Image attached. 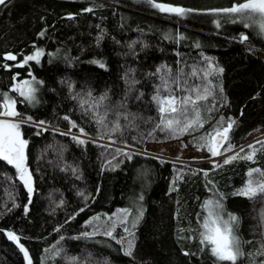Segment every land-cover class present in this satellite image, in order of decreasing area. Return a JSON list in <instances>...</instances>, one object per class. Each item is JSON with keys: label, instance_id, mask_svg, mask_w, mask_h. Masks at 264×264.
Segmentation results:
<instances>
[{"label": "trees", "instance_id": "1", "mask_svg": "<svg viewBox=\"0 0 264 264\" xmlns=\"http://www.w3.org/2000/svg\"><path fill=\"white\" fill-rule=\"evenodd\" d=\"M239 2H5L0 114L13 100L24 120L20 131L33 191L0 158V242H16L9 232L19 236L31 264H228L200 243L211 200L222 204L224 216L237 218L243 255L236 264H264V191L238 194L250 181L258 189L264 185V138L251 142L264 135V57L258 54L264 41L243 27L212 25L205 14ZM156 3L186 11L164 12ZM36 50L44 51L40 61L23 64ZM32 77L30 101L13 87ZM209 85L208 99L199 102L203 126L170 134L161 125L168 114L160 113L154 97L169 89L184 96ZM229 121L235 123L220 151L242 147L229 163L182 164L141 152L176 141L211 158L202 138ZM228 144L231 151H225ZM249 145L255 146L252 160L245 158L253 153ZM124 209L130 214L121 222Z\"/></svg>", "mask_w": 264, "mask_h": 264}, {"label": "snow or ice", "instance_id": "2", "mask_svg": "<svg viewBox=\"0 0 264 264\" xmlns=\"http://www.w3.org/2000/svg\"><path fill=\"white\" fill-rule=\"evenodd\" d=\"M5 0H0V5H3ZM154 7L160 9L164 12L175 13L183 15L186 9L182 7H173L163 3H156ZM92 9H85V11H91ZM215 12H223L226 14L239 15L241 18L246 20H253L255 16L258 18L255 22L258 23L259 28L264 31V0H241V2L234 4L231 7L223 9H214ZM247 14V15H245ZM247 26V25H246ZM43 35V33H41ZM244 39H247L245 36ZM41 55L40 51H37L35 55H30L24 58V62L27 63L31 60H38ZM8 60H15L16 56L8 54L6 56ZM103 67V65H101ZM216 71L222 72L223 69H217ZM209 73H205L207 76ZM166 83V82H165ZM17 91L20 92L21 96H24L28 100H34V89L28 88L26 91L17 88ZM169 94L166 96L157 95L154 97L156 100L159 111L161 114H168L167 118L162 115L161 125L164 128L170 131V134L173 136L183 134L184 132L189 131L193 127H202L203 121L200 112V103L201 101H206L210 95L212 88L211 86L207 87H197L194 89H187L188 95L177 97L174 94H171L170 89L168 90ZM2 95V94H0ZM6 111L3 112L4 116L14 117L17 115L13 104L5 103L4 105ZM67 118V117H66ZM42 123V122H41ZM221 121V125H223ZM233 123L235 121L227 122V126L223 127V130L219 127L214 129V134L209 137L202 138L205 140V146H207L208 151L211 152L213 156L222 155L220 148L223 146V142L228 139V133L231 130ZM75 127V125L73 124ZM159 126V125H158ZM119 125H117V129ZM116 130V129H114ZM163 130V129H162ZM81 133H84V129H80ZM76 139V137H73ZM79 143H84L83 140H79ZM27 146V141L23 138V135L20 131V124L16 122H11L8 120H0V158L6 160L8 163L13 164L20 175V179L24 182L25 186L28 189V192L33 191L32 187V177L30 172L26 167V156L25 148ZM253 149L251 155L246 156L248 160H252L255 154V146L249 145ZM232 145L228 144V147L225 151H231ZM238 156H231L225 159V163H229L233 159H237ZM253 171L260 172L259 169ZM206 175V174H205ZM251 175V172L249 173ZM261 175L264 176V172H261ZM260 191H264V185L260 187ZM241 195H253L254 189L252 188L251 181L249 184L239 190ZM143 199V197H140ZM206 207H208V215L204 220L202 225L204 231L201 232V244H207L210 246L212 254L221 262H228V264H236L237 259L243 255L241 251L242 241L234 232V224L237 222V218L228 214V219H224L222 213L223 206L219 201H207ZM122 216L120 221L123 222L124 218L127 217L130 213L128 209L122 210ZM142 216V210L138 212L135 220L133 222V227H135L136 222ZM115 227V225H112ZM126 232L127 228L124 229ZM95 233H85V236L94 235ZM108 236H112L111 229L105 230V233ZM8 237L16 242H19L20 237L15 235L12 232L8 233ZM63 239V237H61ZM21 250L24 252L25 257H28L27 249L20 245ZM132 242H129L128 248L126 249V254H132ZM187 255V253H185ZM264 255V251L261 252ZM29 264L31 261L29 259Z\"/></svg>", "mask_w": 264, "mask_h": 264}, {"label": "rangeland", "instance_id": "3", "mask_svg": "<svg viewBox=\"0 0 264 264\" xmlns=\"http://www.w3.org/2000/svg\"><path fill=\"white\" fill-rule=\"evenodd\" d=\"M209 16V19L211 20L212 25L214 24L215 26L221 28V29H230V27L238 26V27H243L249 30L250 34L259 41H264V31H262L258 23L255 21L258 19L255 16L253 17V20H246L241 18L239 15H232V14H226L223 12H209L205 13ZM206 15V16H207ZM247 15V14H245ZM202 21H205V17L202 18ZM247 25V26H246ZM40 51L41 55L39 56L38 60H31V61H40L42 58L43 50H36L35 52ZM258 54L261 57H264V51L258 50ZM35 55V53L33 54ZM30 62V61H28ZM27 62V63H28ZM23 64H26L25 62ZM34 80L35 78L32 77V79L21 81V82H16L14 85V90L17 88H21L23 90H27L29 87L34 89V94L36 92V85ZM37 81V80H36ZM17 91V90H16ZM19 92V91H18ZM20 93V92H19ZM5 103H11L13 104L15 111H16V103L13 100H7ZM7 110V109H6ZM0 120H8L11 122H16V123H22L24 120L20 119L18 117V114L14 117H9V116H4L3 113L0 114ZM81 139H87L86 136L84 135H79ZM264 138V135L262 137H259L258 139H255L251 142L257 141L259 139ZM98 141V140H97ZM250 142V143H251ZM110 144V143H108ZM113 145V144H110ZM124 149H130L128 147H122ZM242 148V147H241ZM239 148V149H241ZM237 149V150H239ZM237 150H234L232 152H228L224 155H217V156H212L206 157V154L201 151V150H195L194 148L191 147H186L184 148L181 145V142H176V141H171L170 143L163 144V145H155L151 147V150H142V153L152 155L154 157H158L160 159H166L174 162H179L182 164H192V163H203V162H217L220 159L227 158L230 155H232L234 152ZM177 154H183V157L177 158ZM254 189V193L259 191L258 187H252ZM208 207L206 208L207 214L208 215ZM224 219H228L227 216H224L223 210L222 213ZM20 243L18 242H9V243H3L0 242V264H29V259L30 256L28 254V257L26 258L24 255V252L21 250ZM31 261V259H30Z\"/></svg>", "mask_w": 264, "mask_h": 264}, {"label": "water", "instance_id": "4", "mask_svg": "<svg viewBox=\"0 0 264 264\" xmlns=\"http://www.w3.org/2000/svg\"><path fill=\"white\" fill-rule=\"evenodd\" d=\"M6 1H7V0H5V2H6ZM0 6H1V5H0ZM3 107H4V106H3ZM3 110L6 111L5 107H4ZM225 142H226V141L223 142V146H224ZM223 146H222V147H223ZM222 147L220 148V150L222 149Z\"/></svg>", "mask_w": 264, "mask_h": 264}, {"label": "flooded vegetation", "instance_id": "5", "mask_svg": "<svg viewBox=\"0 0 264 264\" xmlns=\"http://www.w3.org/2000/svg\"><path fill=\"white\" fill-rule=\"evenodd\" d=\"M4 4H5V3H4ZM4 4H3V5H4ZM3 5H1V6H0V11H1V9H2Z\"/></svg>", "mask_w": 264, "mask_h": 264}]
</instances>
